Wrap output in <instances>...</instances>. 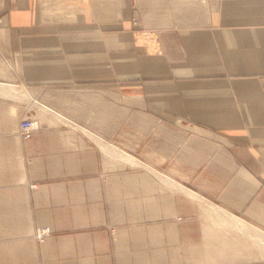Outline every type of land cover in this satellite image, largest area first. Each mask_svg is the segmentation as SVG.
Wrapping results in <instances>:
<instances>
[{
	"label": "crops",
	"instance_id": "crops-1",
	"mask_svg": "<svg viewBox=\"0 0 264 264\" xmlns=\"http://www.w3.org/2000/svg\"><path fill=\"white\" fill-rule=\"evenodd\" d=\"M263 76L264 0H1L0 264H264Z\"/></svg>",
	"mask_w": 264,
	"mask_h": 264
},
{
	"label": "rangeland",
	"instance_id": "rangeland-1",
	"mask_svg": "<svg viewBox=\"0 0 264 264\" xmlns=\"http://www.w3.org/2000/svg\"><path fill=\"white\" fill-rule=\"evenodd\" d=\"M6 98H7V100H6ZM6 98L3 99V102L7 101L8 104H14L16 106V108H17V110L15 111L16 119H20L21 120L22 118H25V117L36 118L35 116L37 115V112L34 109V106L28 100H24V98L23 99H18V98H13V97H6ZM6 106L7 105L5 103L2 104V101L0 102V125L4 126V128H0V134H3L2 132H4V130H7V131L9 129L11 130L9 122L8 123L6 122V116H5V118L3 117L5 111H2V108L6 107ZM4 119H5V121H4ZM15 125H16V123H15ZM37 125H38V122H37ZM11 131H13L14 135H18V133L17 134L15 133V131L17 132L16 128H13ZM1 141H6V143H1ZM8 142H10L8 140V138H6V137L2 138V136L0 135V143L1 144H5L4 146L6 147L3 150L0 149V187H2L5 184H8V183L12 182L11 180L15 179L14 178V176H15L14 173L16 171V168H15V166L14 167L12 166L11 155L8 154V153H11L9 151V145H8L9 143ZM32 184H36V183H31L30 184L31 188H36L37 187V184H36V187H32ZM1 194H2V191L0 190V196H1ZM0 210H1V208H0ZM1 227L2 226H1V221H0V242H1V239H2V236H1L2 229H1ZM41 227H43V226H39L37 228V230L39 228H41ZM45 227H47V226H45ZM49 234H50V232H49ZM0 250H1V248H0ZM0 263H1V260H0Z\"/></svg>",
	"mask_w": 264,
	"mask_h": 264
},
{
	"label": "built area",
	"instance_id": "built-area-1",
	"mask_svg": "<svg viewBox=\"0 0 264 264\" xmlns=\"http://www.w3.org/2000/svg\"><path fill=\"white\" fill-rule=\"evenodd\" d=\"M261 84L264 91V76L262 77ZM36 127H37L36 118L33 117L22 118L19 121L17 127L18 136H20L22 139H27L32 135ZM32 187H36V184H32ZM49 232H50L49 228L43 226L36 231L35 236L38 239V241L43 242L46 239Z\"/></svg>",
	"mask_w": 264,
	"mask_h": 264
},
{
	"label": "bare ground",
	"instance_id": "bare-ground-1",
	"mask_svg": "<svg viewBox=\"0 0 264 264\" xmlns=\"http://www.w3.org/2000/svg\"><path fill=\"white\" fill-rule=\"evenodd\" d=\"M44 3V2H43ZM50 3V1H49ZM45 4V3H44ZM55 5V3L53 4ZM45 7V6H44ZM65 7V6H64ZM63 7V8H64ZM66 8V7H65ZM63 10V9H62ZM64 11V10H63ZM0 88H5V89H11V90H15V91H20V89L18 88V86L15 84V82H12V81H8V82H5V81H0ZM28 90V89H27ZM22 91V90H21ZM20 91V92H21ZM22 95H23V98H25L24 100H28L33 106H34V109L36 110V112L38 113L39 111H45L46 108L40 104L32 95L31 91H25V92H21ZM22 98V99H23ZM30 105V104H29ZM32 106V107H33ZM41 109V110H40ZM12 110L14 111V107H12ZM42 113V112H41ZM18 127V126H17ZM16 127V128H17Z\"/></svg>",
	"mask_w": 264,
	"mask_h": 264
}]
</instances>
